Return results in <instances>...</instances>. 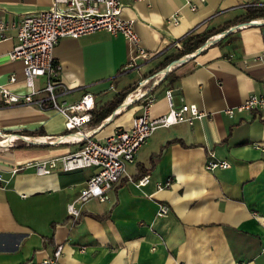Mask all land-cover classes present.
<instances>
[{
  "label": "crops",
  "instance_id": "1",
  "mask_svg": "<svg viewBox=\"0 0 264 264\" xmlns=\"http://www.w3.org/2000/svg\"><path fill=\"white\" fill-rule=\"evenodd\" d=\"M51 4L0 0V19L15 20ZM263 5L264 0L125 1L122 16L135 20L141 47L155 50L148 60L137 61V69L124 70L134 49L122 36L96 32L60 39L53 55L62 68L60 81L70 88L60 100L72 103L85 91L92 94L87 128L99 141L130 127L140 114L142 100L128 103L127 95L141 84L142 92L155 98L152 117L168 111L166 90L176 105L194 104L204 115L191 125L157 129L109 200L78 205L80 216L73 219L66 205L93 169L38 175L23 167L10 174L14 167L79 149V143L60 140L64 117L32 106L1 107L0 141L6 134L35 142L0 143V174L7 181H0V264H38L58 245L57 264H264V110L233 117L224 113L252 94H264V63L253 62L264 50V28L240 25L224 37L212 36L221 40L183 56L170 70L178 77L174 84L162 79L146 86L170 64L167 59L180 47L174 42L189 31L215 29L243 15L247 6ZM174 14L178 24L168 22ZM5 35L0 38V83L25 94L22 65L7 55L16 31L9 28ZM11 74L16 81L8 84ZM36 130L42 135L21 134ZM209 153L230 167L206 169ZM142 174L149 182L136 186L131 178ZM167 179L170 186L159 189ZM160 204L168 207L163 216L156 215Z\"/></svg>",
  "mask_w": 264,
  "mask_h": 264
},
{
  "label": "built area",
  "instance_id": "2",
  "mask_svg": "<svg viewBox=\"0 0 264 264\" xmlns=\"http://www.w3.org/2000/svg\"><path fill=\"white\" fill-rule=\"evenodd\" d=\"M140 2L142 0H52L47 10L18 17L15 20L0 19V38H7L5 31L12 28L16 31V43L7 54L12 61H19L22 65V75L27 89L25 94H15L6 84L0 83V108L10 106H32L40 110H52L64 117V137L78 135L72 143H79L77 151L48 160L26 163L25 166L14 167L10 174H15L23 167L34 169L38 175H47L54 171L73 172L93 169L92 175L85 181L76 198L66 205V211L73 219L80 216V206L90 199L99 202L109 200V192L127 175V166L134 163L140 148L148 138L159 128L169 127L178 123L191 125L194 119H200L204 113L194 104H179L173 102L172 91L166 90L165 97L168 111L157 117L151 116V108L155 98L142 92L144 85L137 86L128 95V103L142 100L140 114L135 116L128 128H117L103 141L94 138L93 129L87 128L90 123V112L94 108L91 93L85 91L79 100L72 103L60 100L70 92V88L60 81L61 65L54 58V48L62 38L77 39L96 32H106L110 36H122L134 49L130 62L124 70L137 69L138 60H148L155 54V50L148 51L141 47L138 34L134 30L135 20L122 16L124 2ZM264 6V5H263ZM194 10V6H191ZM168 22L178 24V16L169 17ZM195 27L186 36H190L199 29ZM179 47L180 41L174 42ZM231 58V56H230ZM256 64L264 63V50L253 58ZM164 74L151 76L146 86L155 85L162 80ZM38 80L41 85H38ZM16 81L11 74L8 84ZM264 110V94H252L241 104L227 107L224 113L233 117L236 113L252 112L258 114ZM26 136H15L10 144L16 140L26 143L35 142L24 139ZM30 138V137H29ZM230 163L215 160L209 153L206 169H227ZM132 179V178H131ZM0 181L7 182L0 174ZM149 182V175L141 176L136 186H144ZM171 180L167 179L158 188H167ZM168 213V207L160 204L157 216ZM62 246L58 245L52 254L38 264H57ZM264 253V248L262 250Z\"/></svg>",
  "mask_w": 264,
  "mask_h": 264
},
{
  "label": "trees",
  "instance_id": "3",
  "mask_svg": "<svg viewBox=\"0 0 264 264\" xmlns=\"http://www.w3.org/2000/svg\"><path fill=\"white\" fill-rule=\"evenodd\" d=\"M259 18H264V6H261V7L247 6L245 9V13L243 15L237 17L236 19H234L230 22H227L223 26H220V27H217L215 29L208 30V31L196 32L190 36H185L183 39L179 40L181 42L180 47L178 48V50L176 51L175 54H173L172 56H170L167 59V61L171 63V61L178 60V59L182 58L183 56L198 50L205 43V41L208 40L210 37L225 32V30H227L229 27L235 26L239 23L246 22L249 20L255 21ZM261 28H264V27L261 26ZM226 35H228V34H226ZM220 40H218L215 43H218ZM201 51H203V50H201ZM164 68H161V70ZM177 79H178V77L173 76V72L170 71L164 76L163 81L166 80L167 84L170 86L171 84H174ZM21 134L28 135V136H30V135H42V132H40V130H36V131H32V132H22ZM142 175H144V174H142ZM142 175H140L136 178L132 177V180H138Z\"/></svg>",
  "mask_w": 264,
  "mask_h": 264
},
{
  "label": "water",
  "instance_id": "4",
  "mask_svg": "<svg viewBox=\"0 0 264 264\" xmlns=\"http://www.w3.org/2000/svg\"><path fill=\"white\" fill-rule=\"evenodd\" d=\"M253 21L254 20H249V21L243 22L242 24H238V25H235L233 27H229L227 30H225V32L222 33V35L225 36L226 34L232 32L233 30L238 29L240 27V25H241V27H244V26H253V25H256L258 27H261V26L264 27V22L257 24V23H253ZM222 35H221V37H222ZM262 36L264 38V29L262 30ZM219 38H209L208 40L205 41V43L198 50H196L194 52H197V51L200 52L204 48L208 47L210 44H214L215 42H217L218 40H220ZM194 52L188 54V56L191 55V54H193ZM180 60L181 59H178V60H175V61L171 62L164 69H162L161 71H159L158 74H162L163 73L164 76H165L172 68L178 66L181 63Z\"/></svg>",
  "mask_w": 264,
  "mask_h": 264
},
{
  "label": "bare ground",
  "instance_id": "5",
  "mask_svg": "<svg viewBox=\"0 0 264 264\" xmlns=\"http://www.w3.org/2000/svg\"><path fill=\"white\" fill-rule=\"evenodd\" d=\"M264 22V18H259V19H257V20H255L253 23H257V24H259V23H263ZM78 135H73V136H71V137H69V136H67V137H62L60 140L61 141H69V140H73L74 138H76ZM2 138V140L0 141V143L1 144H6V143H8V144H10L11 142H13V140L15 139V136L14 135H6V134H3V136H1ZM24 139H26L27 141H29V139H27V138H25L24 137Z\"/></svg>",
  "mask_w": 264,
  "mask_h": 264
}]
</instances>
